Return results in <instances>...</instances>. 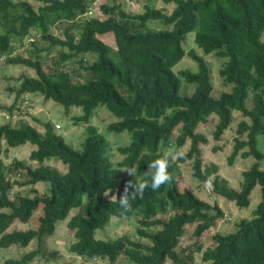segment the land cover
Returning a JSON list of instances; mask_svg holds the SVG:
<instances>
[{"label": "trees", "instance_id": "obj_1", "mask_svg": "<svg viewBox=\"0 0 264 264\" xmlns=\"http://www.w3.org/2000/svg\"><path fill=\"white\" fill-rule=\"evenodd\" d=\"M92 1L41 0L34 6L29 0H0V61L22 63L35 72L22 75L16 85L6 86L13 96L0 108L9 114L20 111L19 104L26 100L24 93L38 92L62 104L65 111L71 105L79 107L80 113L72 118L86 123L80 149L66 143L47 119L33 118L41 130L21 120L17 126L11 124L12 120L0 123V152L26 140L34 144L27 159L14 158L7 166L8 172H24L25 179L8 178L0 169V247L25 246L36 239L34 248L6 258L5 263L26 264L37 256H53L55 251L46 252L41 246L42 239L53 232L55 222L66 217L70 208L89 200L85 213L75 211L65 221L74 237L68 244L69 251L110 264L119 257L137 264H163L167 259L175 264H192V249L177 248L184 225L193 223L192 234L198 237L227 215H223L216 200L209 202L189 187L180 186L175 163L190 160L193 177L202 183L207 181L211 194H220L237 206H246L251 188L255 183L259 185V200L250 216L239 218L232 231L212 233L211 243L200 253L201 261L264 264V169L257 164L259 159L264 160V152L257 148L255 138L264 134V0H161L173 3L169 12L148 5L140 12H128L120 2L100 3L102 17L83 16ZM155 18L169 27L144 26L147 19ZM57 21H66L62 36L51 31L50 26ZM32 29L48 45L59 46L51 56L52 63L62 65L79 56L80 66L90 72V77L73 80L68 71L45 69L37 57L11 55L12 39H20ZM192 30L193 42L201 53L195 47L182 46L185 34ZM108 31L113 34L114 49L98 36ZM84 53H92L93 59L88 61ZM206 53L224 57L218 73L231 86L217 96L211 95L210 70L203 56ZM184 54L194 61L195 68L174 70L172 66ZM181 79L193 84L189 94L179 93ZM98 104L117 117L106 124L107 130L129 132L128 141L116 147L122 156L114 164L107 154L106 138L95 125L87 123ZM233 111L243 117L236 122L226 162L232 164L237 155L255 158L241 170L237 189L219 175L215 162L202 163L201 145L207 137L197 129L215 117L211 136L217 140L228 128ZM187 141L185 154L169 166L170 183L157 191L146 189L141 198L131 201L128 211L120 207L118 200L125 184L135 182L146 172L162 145L173 142L182 146ZM49 158L63 163L64 170L44 163ZM29 160L36 164L31 165ZM137 163L134 177L119 170ZM37 181L46 184L44 191L38 192L33 186ZM13 184H30L31 194L11 196ZM36 210L34 226L11 227L15 222H27ZM131 213L138 215L137 238L126 233L105 239L94 235L110 216Z\"/></svg>", "mask_w": 264, "mask_h": 264}, {"label": "rangeland", "instance_id": "obj_2", "mask_svg": "<svg viewBox=\"0 0 264 264\" xmlns=\"http://www.w3.org/2000/svg\"><path fill=\"white\" fill-rule=\"evenodd\" d=\"M34 6L41 3V0H29ZM120 2L121 7L128 12H140L144 5L150 7H160L164 12H169L173 3H164L161 0H93L89 6L90 12H84L83 16H97L102 17L103 14L99 9L100 3H115ZM66 21H57L52 24L51 31L59 36H62V28ZM144 26L152 29L164 28L165 25L161 19H147L144 22ZM0 27V31H1ZM193 30L185 34L182 46L184 49L190 47H195V50L201 53L200 49L193 42ZM98 36L107 44L111 46L112 49L115 48L114 38L112 32L108 31ZM12 44L14 46L13 54L29 55L30 57H37L41 62L42 66L49 71H55L62 69L68 71L73 80H84L90 77V72L85 70L79 64V56L72 57L63 62L62 65H55L51 61V56L59 50L58 45H48L47 41H44L38 36L36 30H30V32L20 39H12ZM65 49V48H63ZM88 61L92 60L94 55L92 53L82 54ZM210 70V79L212 82L211 95L217 96L221 90H229L230 83L223 81L222 77L218 73V68L222 65L224 57L215 56L213 53H206L203 55ZM188 67L190 69L195 68L194 61L187 55L184 54L173 66L174 70L178 68ZM34 69L30 66L24 65L22 63H4L0 61V104H8L13 96V91H9L7 85H16L22 75H34ZM193 89L192 83H187L181 79V84L179 87V93L189 94ZM24 98L26 103H20V111H14V113L9 114L5 109L0 108V123L3 121L12 120L13 125H19L18 121H25L32 125H35L39 130H41L39 123H37L33 118L36 117L40 120H49L53 124V130L60 133L63 139L74 149L81 148V141L84 137V126L86 123L82 121L74 122L72 116L80 113V108L76 106L67 107L66 111L62 104L54 101L51 98H43V96L38 92L24 93ZM249 104V101H247ZM19 115V117H17ZM243 116L238 111H233L232 120L229 123L228 128L224 130L220 138L214 140L211 136V131L213 129L215 117L210 119L204 124H199L197 129L205 134L207 137V142L201 145V157L202 163H208L213 161L218 165V173L221 177L226 180V183L237 189L241 181V170L247 168L255 158L251 155L246 157L236 156L232 164L226 162V156L229 153L233 137L236 135L234 130L236 122ZM11 118V119H10ZM117 117L111 113L104 105L98 104L95 106L88 118L87 123L96 126L97 130L104 135L107 140L108 149L107 154L109 159L113 164L121 158V154L117 151L116 147L118 145L125 144L129 139V132L127 130H121L118 132L109 131L106 129V124ZM18 123V124H17ZM57 123L56 128L54 124ZM176 130H173L171 139H173ZM256 146L259 150L264 152V134H257ZM217 145L218 148L214 149L213 146ZM5 146L2 142V147ZM182 148L183 151L188 147V141L182 146H177L173 142L167 145H162L160 150L162 151L168 147ZM34 148V144L25 141L21 144L8 146L0 152V169L6 174L8 178H16L17 180H23L26 178L24 172L19 171L18 174L8 172L7 166L10 165L11 161L15 159H27L28 152ZM31 165H35L36 162L29 160ZM57 167L60 171L64 170L65 165L59 160L54 158H49L44 161ZM190 160L175 163V175L180 183V186L189 187L198 197L205 199L209 202L216 200L217 204L223 211V215H227L228 218L222 216V218L217 219V224L214 227H209L201 232V234L196 237L192 234L193 223H186L184 225V230L179 238V243L177 248L185 246L192 249V264H205L200 259V253L202 249L211 243L212 233L218 231L225 233L232 231L236 227V222L239 218H248L251 214V210L254 208L256 202L259 200V185L255 183L249 193V202L246 206H237L232 200L225 198L220 194H211L209 192L208 182H199L195 177L190 174ZM257 164L260 168L264 169V160L259 159ZM30 184L18 185L13 184L10 190L11 196L13 194H31L29 190ZM38 192H42L46 189V184L42 181H37L33 184ZM89 201V200H88ZM88 201L86 203H88ZM79 207H72L69 209L68 214L63 219H59L54 224L53 232L45 236L42 239L41 246L44 250L55 251L53 256L46 255L37 256L32 261L26 264H61L62 261H71L74 264L83 262V264H110L104 259L83 258L68 250V244L74 240L72 232L66 227L65 221L68 216L79 211L85 213V204ZM39 210H36L29 220L25 223L15 222L11 227L25 228L32 227L36 223V215ZM138 215L131 213L126 216H110L108 222L102 228H96L94 235L99 238H113L119 234L126 233L131 238H137L135 228L137 226ZM145 240L144 238H142ZM199 244V248L196 249ZM36 245V239L32 238L27 245L18 246L17 244H9L5 247H0V264H6L5 259L8 257H18L22 252L34 248ZM115 264H137L126 257H119ZM163 264H175L171 260L167 259Z\"/></svg>", "mask_w": 264, "mask_h": 264}, {"label": "clouds", "instance_id": "obj_3", "mask_svg": "<svg viewBox=\"0 0 264 264\" xmlns=\"http://www.w3.org/2000/svg\"><path fill=\"white\" fill-rule=\"evenodd\" d=\"M182 148L168 147L163 149L157 158L151 161L147 165L146 172L139 176L135 182H128L124 186V191L120 196L118 202L120 207L125 211L131 209V201L137 198H141L146 189H151L152 191L159 190L163 185L170 183L171 175L169 173V166L175 160L184 155ZM139 163L132 167H126L119 170L127 171L131 176L137 175V168ZM131 189V191H129ZM108 192L105 193L107 195Z\"/></svg>", "mask_w": 264, "mask_h": 264}, {"label": "built area", "instance_id": "obj_4", "mask_svg": "<svg viewBox=\"0 0 264 264\" xmlns=\"http://www.w3.org/2000/svg\"><path fill=\"white\" fill-rule=\"evenodd\" d=\"M86 12H90V9L88 8V9L86 10ZM26 102H27L26 100L23 101V103H26ZM54 126L57 128V127H58V124L55 123ZM226 217L228 218V216H226ZM92 259H93V260H96L97 258H96L95 256H93Z\"/></svg>", "mask_w": 264, "mask_h": 264}]
</instances>
